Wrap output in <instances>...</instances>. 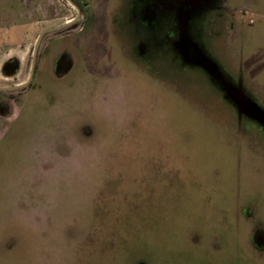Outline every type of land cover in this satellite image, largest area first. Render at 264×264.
I'll return each mask as SVG.
<instances>
[{
	"label": "rangeland",
	"instance_id": "1",
	"mask_svg": "<svg viewBox=\"0 0 264 264\" xmlns=\"http://www.w3.org/2000/svg\"><path fill=\"white\" fill-rule=\"evenodd\" d=\"M43 2L0 0V68L21 64L0 72L4 86L28 79L49 24ZM98 3L84 28L42 36L59 39L39 58L43 73L0 105V264H264L208 233L221 198L239 220L263 199L264 137L199 67L165 57L172 71L157 74L138 56L144 31L125 0ZM223 4L208 48L264 105V0ZM60 53L73 63L63 77Z\"/></svg>",
	"mask_w": 264,
	"mask_h": 264
},
{
	"label": "flooded vegetation",
	"instance_id": "2",
	"mask_svg": "<svg viewBox=\"0 0 264 264\" xmlns=\"http://www.w3.org/2000/svg\"><path fill=\"white\" fill-rule=\"evenodd\" d=\"M98 1L99 0H51V2H53V6H46L45 8V14L47 16L46 20L47 22H49V24L48 26H44V28L41 29V32L43 30H45V32L41 35V37L39 36L40 39L39 37L37 38V41L39 39V42L37 44V52L35 54L34 47V54H32L31 62L29 65L25 66L24 69V74L28 79L24 84L18 85L17 87L4 86L0 82V105H5L7 102H9L11 97L14 98L13 95L15 93L21 92L22 89L31 88L36 75L38 73H43L42 70L40 71L38 69L39 58L42 56L41 54L44 49H46L47 53L49 51H52V46L57 45L59 39L55 36L49 38L46 43L41 44L42 36L50 31L55 32L57 30L70 29L66 31L65 35L59 36L65 37L73 34L71 28H74L76 25H80L81 29L84 28L86 19L92 18L89 13L94 14L99 12ZM180 1L181 0H125L126 12H128L129 14L128 17L134 19L133 17L135 16L137 20L134 19V21H137L139 24H141L140 27L143 28L142 31H144V33H142L141 37L138 39L137 43H135L136 54L140 57L150 59L149 62H151L153 69H157V74H165L167 73V71H169L170 68V65L165 62L166 58L164 56V46L166 43H169V46H171L173 52H175L172 42L178 36L176 10L180 7ZM119 3L120 5H118V7H121L122 2L120 1ZM225 8L226 7L223 4V0H202L193 9L195 14L192 16L190 22L191 33L200 40V42L205 46L206 51L213 57L215 56L210 50L214 47L212 38L214 33L218 34L223 30L222 23H224L223 18L225 16L223 10ZM118 10L116 11V13L118 12ZM37 41L35 42V45ZM50 42L52 46L49 45ZM40 46L41 49L39 50ZM256 53L263 54L264 49L261 47L259 51H256ZM174 54L176 57H179L176 52ZM19 61L20 60L17 57L10 56L4 61L3 66L0 68V72L2 74L4 73V75L6 74L7 76H16L20 71L21 64ZM69 63H71V70L73 67V63L71 62V60L66 59V55L64 53H60L56 57L55 61L56 75L58 76L59 72L64 71L65 67ZM165 65L167 66V70L165 73H163V71H165ZM184 65L189 67H196L187 64ZM220 65L226 72L223 67H226L228 65L224 63L222 64V62L220 63ZM70 70L66 71L61 77L70 72ZM241 71L242 70L238 68L235 74L230 73L228 70L227 72L230 75L227 72L226 73L235 82H242L243 86L245 87ZM206 75L211 80L210 76L207 73ZM213 83L216 84L215 82ZM223 98L226 99L225 97ZM226 101L229 102V100L227 99ZM260 102L261 101H259V103ZM260 104L264 107L262 102ZM234 109L236 110L235 107ZM236 113L239 124L246 123L252 126L264 137V126L246 116L239 117L237 110ZM247 189L252 190V192H244V194H247V196L251 198L254 191L251 187ZM226 192L227 190L225 191V194ZM262 195L263 199L260 202H255L256 207L254 209L250 207L251 212L248 207V211L244 212V218L241 220H239L240 215H236L233 212V210L235 209L232 204L226 199H222L223 209L220 212L223 215L221 217V220H219V223L216 226V230H212L214 233L208 232L209 237H212L214 239V243L215 245H217V249L220 247V245L222 246V248H226V240L230 237V239L233 241V249L239 248V250H236L244 253L247 252L250 257H255L259 262L261 261V258H259L258 255L264 256V191H262ZM246 209L247 208L245 207V210ZM217 257H219V255H217ZM224 259L225 258L223 256V261H225ZM247 260L252 262L251 259Z\"/></svg>",
	"mask_w": 264,
	"mask_h": 264
},
{
	"label": "water",
	"instance_id": "3",
	"mask_svg": "<svg viewBox=\"0 0 264 264\" xmlns=\"http://www.w3.org/2000/svg\"><path fill=\"white\" fill-rule=\"evenodd\" d=\"M202 0H181L180 7L176 10L178 22V36L172 42L176 54L184 64L202 68L224 93V97L236 108L239 117L246 116L264 126V107L243 86L242 82H235L221 67L215 57L211 56L194 34L191 33V18L195 14L193 9ZM45 32L43 30L41 35ZM39 37V39H40ZM35 45V54L37 44ZM69 63L64 71L59 72L62 76L70 70Z\"/></svg>",
	"mask_w": 264,
	"mask_h": 264
},
{
	"label": "trees",
	"instance_id": "4",
	"mask_svg": "<svg viewBox=\"0 0 264 264\" xmlns=\"http://www.w3.org/2000/svg\"><path fill=\"white\" fill-rule=\"evenodd\" d=\"M164 49H165V52H164V56L166 57V58H169L171 61H172V64H174L173 63V59L174 58H176L177 59V61H178V64H180L181 66H183V67H189V66H186V65H184V63H182V61H181V59H179V57H176L175 56V52H173V49L171 48V46H169V43L167 44H165V46H164ZM170 49V50H169ZM169 71H172V69L171 68H169ZM221 90V89H220ZM221 92H222V90H221ZM222 95H223V97H224V93L222 92ZM226 100V99H225ZM236 111V110H235ZM237 114V113H236ZM224 194V193H223ZM222 197V196H221ZM221 200H222V198H221ZM218 205H220V204H218ZM215 208V210H216V213H219V211H220V208L219 207H217V206H215L214 207ZM221 213V212H220ZM218 223H219V220H215V223H214V228H212V230H216V226L218 225ZM212 225H213V223H212ZM211 225V226H212Z\"/></svg>",
	"mask_w": 264,
	"mask_h": 264
},
{
	"label": "crops",
	"instance_id": "5",
	"mask_svg": "<svg viewBox=\"0 0 264 264\" xmlns=\"http://www.w3.org/2000/svg\"><path fill=\"white\" fill-rule=\"evenodd\" d=\"M43 4L44 5H37L36 7H35V9H36V11L37 10H41V13H45V8H46V6L48 7V6H53V2H51V0H46V2H43ZM3 5V4H2ZM37 17V16H36ZM38 20H32L31 19V21L30 22H28V23H31V24H37L36 22H37ZM44 28V26L43 27H40L39 29L41 30V29H43Z\"/></svg>",
	"mask_w": 264,
	"mask_h": 264
}]
</instances>
